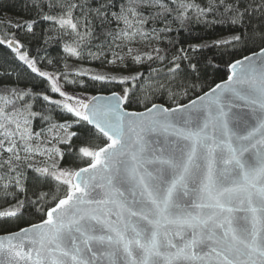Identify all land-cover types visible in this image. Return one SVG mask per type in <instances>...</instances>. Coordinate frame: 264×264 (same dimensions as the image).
<instances>
[{
  "label": "snow or ice",
  "instance_id": "6c2138e0",
  "mask_svg": "<svg viewBox=\"0 0 264 264\" xmlns=\"http://www.w3.org/2000/svg\"><path fill=\"white\" fill-rule=\"evenodd\" d=\"M32 7L69 57L111 66L92 81L123 87L86 101L19 40L0 39L62 97L0 70V264H264V0ZM193 22L227 26L213 46L242 56L194 99L202 46L168 35ZM35 23L25 22L29 33ZM148 62L154 75L135 70ZM57 111L74 119L59 122Z\"/></svg>",
  "mask_w": 264,
  "mask_h": 264
},
{
  "label": "trees",
  "instance_id": "16d2710c",
  "mask_svg": "<svg viewBox=\"0 0 264 264\" xmlns=\"http://www.w3.org/2000/svg\"><path fill=\"white\" fill-rule=\"evenodd\" d=\"M0 39L19 40L24 45L22 51L28 52L29 56L37 60V66L47 70L57 72L61 76V81L64 88L74 93H85L90 96L97 94H111L112 91H120L123 86L103 85L99 82L92 81L89 76L94 74L92 71L112 73L111 66L105 67L98 60L85 58L76 60L69 57L63 52V45L55 38L49 39V36L55 35L49 31V22L43 21L37 17L36 11L32 7V0H0ZM47 11V9H45ZM35 20L33 32L29 33L26 29L25 22ZM24 25L22 28H17L14 25ZM169 37L178 41V46L185 49H190V46L201 45L198 51L192 53L194 61L199 62L202 71V79L197 81L200 91L189 92L191 98L202 94L203 91L214 87L215 83H221L222 77L228 71L227 63L236 58H242L239 50L224 49L213 46L214 41L231 35L227 26L206 27L202 23L193 22L186 27L179 28L178 31H173L168 34ZM47 40V43H45ZM207 45V46H205ZM161 47H169L167 42L160 45ZM251 55V52L248 53ZM51 61V63H49ZM149 63L142 66H136L135 70L145 73V76L154 75ZM67 64V67H66ZM152 67H162L159 64H154ZM6 69L11 74V82L17 83L22 89H32L34 91H44L53 99H60L57 93H52L49 84L43 78L36 76L27 68L21 61L16 59L15 53L7 47L0 45V70ZM78 70H86L89 75L76 76ZM68 73L67 78L64 74ZM122 74L127 75V72ZM76 81L71 83L70 81ZM131 87V82L126 85ZM181 102L186 103L187 98ZM175 106V105H172ZM138 110H143L139 108ZM55 118L59 122L66 119H74L70 114H63L57 111ZM35 130L39 131L42 125L36 122ZM29 219H35L29 217ZM26 226V223H24Z\"/></svg>",
  "mask_w": 264,
  "mask_h": 264
},
{
  "label": "rangeland",
  "instance_id": "374dc122",
  "mask_svg": "<svg viewBox=\"0 0 264 264\" xmlns=\"http://www.w3.org/2000/svg\"><path fill=\"white\" fill-rule=\"evenodd\" d=\"M39 68H40V67H39ZM41 70H43V71H47V70H44V69H42V68H41ZM47 72H49L50 74H56V75H59L57 72H54V71H47ZM92 72H93V73H96L95 71H92ZM60 85H61L62 89L65 90L66 92H68L69 94H74L75 96H77V97H79V98H82V99H84V100H86V101L89 99V97H91L90 95L85 94V93H74V92H70V91L66 90V89L64 88L63 84H62L61 79H60ZM60 99H62V97H60Z\"/></svg>",
  "mask_w": 264,
  "mask_h": 264
},
{
  "label": "water",
  "instance_id": "95a60500",
  "mask_svg": "<svg viewBox=\"0 0 264 264\" xmlns=\"http://www.w3.org/2000/svg\"><path fill=\"white\" fill-rule=\"evenodd\" d=\"M111 94H97V95H93V96H110Z\"/></svg>",
  "mask_w": 264,
  "mask_h": 264
}]
</instances>
